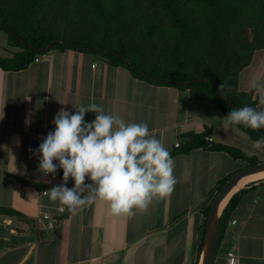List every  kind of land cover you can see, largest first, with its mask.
Returning <instances> with one entry per match:
<instances>
[{"label":"crops","instance_id":"0c3cea01","mask_svg":"<svg viewBox=\"0 0 264 264\" xmlns=\"http://www.w3.org/2000/svg\"><path fill=\"white\" fill-rule=\"evenodd\" d=\"M252 81L264 84V50L255 51L238 75V90L259 100ZM90 103L125 122H146L169 150L176 141L184 146L186 134L207 132L209 143L254 152L264 161V150L253 149V142L212 103L192 98L188 90L136 79L125 68L91 54L52 50L24 70L0 69V108L4 106L5 114L0 120V207L20 214L0 213V264H200L202 212L212 202L217 183L244 166L223 152L174 151V192L170 198L154 200L145 213L113 216L108 204L97 199L76 215L67 211L52 235L41 236L37 214H53L59 205L42 190L60 185L57 174L63 171L58 168L54 178L44 176L38 169L39 153L33 150L54 131L52 120L60 109L74 113ZM256 109L264 110V105L258 103ZM95 115L86 113L85 122ZM73 184L69 179L67 187ZM242 188L225 230L217 234L210 264H228L232 250L237 264H264V177L231 192L222 209Z\"/></svg>","mask_w":264,"mask_h":264},{"label":"trees","instance_id":"16d2710c","mask_svg":"<svg viewBox=\"0 0 264 264\" xmlns=\"http://www.w3.org/2000/svg\"><path fill=\"white\" fill-rule=\"evenodd\" d=\"M0 31L12 54L0 56L3 71L24 70L52 50H71L123 67L149 84L188 90L192 98L212 103L226 116L234 108L256 109L259 103L237 85L253 53L264 50V0H0ZM236 126L252 142L264 136V129ZM186 138L180 153L223 152L246 164L240 170L260 162L239 148L209 143L207 132ZM230 177L217 183V192ZM244 191L226 202L217 234L225 230ZM211 203L202 212L199 255ZM0 213L20 216L10 208L0 207ZM217 243L216 236L214 248Z\"/></svg>","mask_w":264,"mask_h":264},{"label":"clouds","instance_id":"9594fccd","mask_svg":"<svg viewBox=\"0 0 264 264\" xmlns=\"http://www.w3.org/2000/svg\"><path fill=\"white\" fill-rule=\"evenodd\" d=\"M250 87L264 105V84L252 81ZM224 88L221 83L218 90ZM3 107L0 120L5 115ZM89 112L96 114L95 119L85 122ZM227 120L230 125L262 130L264 110L245 105L232 109ZM52 124L54 131L47 133L33 154L39 153L38 169L44 176L54 178L57 169H62V183L47 191L49 200L59 202L62 211L76 215L99 199L108 204L111 215L132 218L137 212H147L154 200L170 198L174 192V159L146 122H125L90 103L74 113L60 109ZM252 147L264 150V136ZM69 179L74 181L71 188L67 187Z\"/></svg>","mask_w":264,"mask_h":264},{"label":"water","instance_id":"95a60500","mask_svg":"<svg viewBox=\"0 0 264 264\" xmlns=\"http://www.w3.org/2000/svg\"><path fill=\"white\" fill-rule=\"evenodd\" d=\"M262 171H264V161L258 162L254 165L248 166L242 170L235 172L218 190L212 200L206 219L200 264H210L212 260L215 240L217 236L218 219L221 214V212L218 213V207L222 197L237 183L240 178Z\"/></svg>","mask_w":264,"mask_h":264},{"label":"built area","instance_id":"2783aa9c","mask_svg":"<svg viewBox=\"0 0 264 264\" xmlns=\"http://www.w3.org/2000/svg\"><path fill=\"white\" fill-rule=\"evenodd\" d=\"M42 56H37L34 58V62H37L41 59ZM182 144L180 141H176L173 143L172 149L169 150L170 153L172 154L174 151H177L181 148ZM90 182V181H89ZM47 189L42 190V194H46ZM62 206L58 205L56 207V212L55 213H50V212H39L35 218L36 221V227L37 230L41 233L42 236H50L52 235L55 230L58 227V224L62 218H64L65 214L67 213V210H61ZM234 223V221H232ZM237 255L236 251L232 250L228 252L227 254V262L228 264H237Z\"/></svg>","mask_w":264,"mask_h":264},{"label":"bare ground","instance_id":"6f19581e","mask_svg":"<svg viewBox=\"0 0 264 264\" xmlns=\"http://www.w3.org/2000/svg\"><path fill=\"white\" fill-rule=\"evenodd\" d=\"M264 177V171L258 172L256 174H253L251 176H244L240 178L237 183L222 197L219 207H218V213L222 211V207L227 199V197L231 194V192L237 190L238 188L244 186L247 182L253 180V179H258V178H263Z\"/></svg>","mask_w":264,"mask_h":264},{"label":"rangeland","instance_id":"374dc122","mask_svg":"<svg viewBox=\"0 0 264 264\" xmlns=\"http://www.w3.org/2000/svg\"><path fill=\"white\" fill-rule=\"evenodd\" d=\"M251 35H252V29H249V31H248V37L249 38H251ZM4 38V36H3V33L0 31V56H3V57H7L8 55H7V50L9 49V48H7V47H4L3 45H2V39ZM4 42V41H3ZM6 49V50H5ZM243 163H240V165H242ZM239 165V166H240ZM244 166L246 165L245 163L243 164ZM242 165V166H243ZM243 166V167H244ZM242 167V168H243ZM241 169V168H240ZM239 169V170H240ZM238 170V171H239ZM233 175V174H232Z\"/></svg>","mask_w":264,"mask_h":264}]
</instances>
